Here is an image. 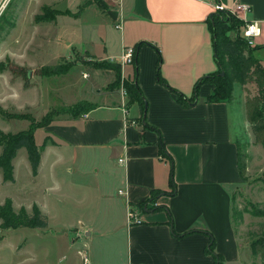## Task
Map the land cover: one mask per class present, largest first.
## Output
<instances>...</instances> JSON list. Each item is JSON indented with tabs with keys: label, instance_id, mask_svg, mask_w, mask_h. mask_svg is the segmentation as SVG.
<instances>
[{
	"label": "crops",
	"instance_id": "crops-1",
	"mask_svg": "<svg viewBox=\"0 0 264 264\" xmlns=\"http://www.w3.org/2000/svg\"><path fill=\"white\" fill-rule=\"evenodd\" d=\"M239 3L250 6L249 20L262 23L255 57L264 68V0H125L116 48L76 50L113 64L125 48H136L134 65L119 67L128 82L135 81L147 106L143 114L140 100L123 97L118 89L101 90L105 75L114 73L111 68L107 74L90 69V74L83 73L93 77L87 89L75 77L61 92L85 93L87 98L71 106L85 101L94 108L79 116L60 114L42 129L46 139L39 147L41 162L33 181L41 187L50 176V199L59 208L69 204L75 212L86 211L74 221L71 244L74 249L86 242L87 250L78 252L83 264L85 259L86 264H215L209 251L213 239L221 264H251V242L247 244L233 217L236 192L254 180L253 166L262 169L250 156L248 180L241 178L239 141L247 136L250 151L260 145L247 118L246 98L238 105L207 102L213 84L202 85L195 95L196 83L218 70L208 18L216 5L233 9ZM90 8L116 22L109 16L112 10L94 3ZM60 12L58 26L65 16ZM158 68L166 85L158 81ZM174 91L188 102H181ZM54 109L58 107L46 113ZM154 193L160 196L150 202ZM48 200L28 205L40 209L49 227L43 212ZM132 209L141 224L129 223ZM30 243L26 239L20 250ZM31 259L26 264H34Z\"/></svg>",
	"mask_w": 264,
	"mask_h": 264
},
{
	"label": "rangeland",
	"instance_id": "rangeland-1",
	"mask_svg": "<svg viewBox=\"0 0 264 264\" xmlns=\"http://www.w3.org/2000/svg\"><path fill=\"white\" fill-rule=\"evenodd\" d=\"M97 1L9 0L0 18V107L8 115H24L39 122L49 113H46V109L57 106V111L65 115L66 110L72 107L71 102L88 97L82 92L74 96L68 88L62 92L61 89L68 87L69 80L75 77L80 86L87 89L88 82L92 81L93 77L91 75L90 79L83 78V73L90 74V69L100 65L107 68L109 64L76 50L96 51L104 46L116 48L122 32L116 28L115 21L103 18L97 8L86 9L92 3L97 6L103 4ZM44 6L63 12L69 10L74 15L64 14L65 16L60 18L59 26L56 22L38 24L35 22V16L42 13ZM231 37H235L234 33H231ZM67 42L72 43L74 47L66 45ZM83 64H88L89 67ZM57 66H63L64 70L71 66V70L65 74L53 75L51 69ZM105 68L101 70L103 72L109 70ZM110 68L114 73L106 76L107 72H104L105 84L100 88L105 93L117 89L121 92L122 81L118 84V70L114 65ZM125 82H128L126 78ZM39 91L41 96L37 100ZM258 93V86L255 83L251 82L246 86L237 84L231 101L238 105L240 99L246 98L248 94L254 97ZM6 101L10 102L6 105ZM28 105L33 107L30 108ZM30 125L31 121L27 119H6L0 116V130L7 134L27 130ZM45 139L44 130H36L35 140L39 147L43 146ZM239 144L243 148L242 151L248 155V159L251 156L258 166H262V169H256L257 165L253 166L254 180L247 188L244 185L236 192L234 198L233 217L249 245L260 234L261 224L264 223L263 217H256L250 213L253 210H264V147L257 145L250 151L247 136H244ZM1 153L0 148V155ZM13 166L15 182H5L3 172L0 170V206L10 200L16 212L26 210L31 213L32 205L28 204L33 200L49 199L43 207V212L49 219V227L11 230L3 228L0 221V264H26L28 258H32L29 262L34 264H83L78 252L87 250L86 242L84 240L79 242L74 249L71 244L74 221L78 213L84 216L86 211L75 212L69 204L59 208L50 199L52 192L48 187H53L50 176L44 178L41 187L36 186L25 148L18 152ZM43 169L48 171L46 164ZM26 239L31 243L20 250ZM248 249L250 252L251 247ZM251 264H264V259L253 256Z\"/></svg>",
	"mask_w": 264,
	"mask_h": 264
},
{
	"label": "trees",
	"instance_id": "trees-1",
	"mask_svg": "<svg viewBox=\"0 0 264 264\" xmlns=\"http://www.w3.org/2000/svg\"><path fill=\"white\" fill-rule=\"evenodd\" d=\"M102 8L106 9L107 7L105 4H102ZM69 13L70 12H65V14ZM60 14L62 13L59 10H54L49 6H44L42 7V13L35 16V22L38 24L53 23L56 22L57 16ZM208 24L212 33L214 58L218 70L209 76L203 77L196 83L195 95H198L199 89L202 85L213 84L215 89L208 97L207 102H228L232 100L235 86L237 84L246 86L248 83H255L258 86L259 93L254 97L249 94L246 96L247 118L249 123L252 125V129L256 136V143L264 147V68H262L260 62L255 57V51L260 47L257 46L255 48H251L248 46L247 41L241 35L245 23L229 11H216L208 18ZM231 33H234V38L231 37ZM142 44L143 43L139 44L138 47ZM160 63L161 59L159 61V67ZM114 64L115 63H110L106 66L107 68H105L104 65L96 66L95 69H108ZM114 66L118 70L117 77H119V84V82L122 81L119 67L120 65L115 64ZM70 69L71 66L67 67L65 70L63 69V66H57L52 68L51 71L53 75H61L69 72ZM157 77L160 83L166 85V82L160 76L159 68ZM124 88L130 98L137 99L142 102V113L144 114L147 107L146 102L143 99L140 89L135 81L125 82ZM177 94L179 95L181 102H188L182 94ZM93 108V104L83 101L68 108L66 111L73 116H79L91 111ZM60 114L61 112L53 110L50 111L41 121L36 122L32 117H26L24 115H8L5 110L0 107L1 117L6 119H27L31 121V125L27 130H23L18 133L7 134L0 130V148L2 149V153L0 155V170L3 172V179L5 182L15 181L13 161L16 158L18 151L22 148H25L28 153L33 176L38 175L41 162V149L36 144V130L48 127L52 124L55 117ZM242 149L243 148L238 143L240 175L243 180H246L248 155L244 153ZM163 152H165L164 148ZM173 173L174 168L171 166V176H173ZM171 182L174 187L173 179ZM159 196L160 194L154 193L150 202L157 201ZM147 206V203L143 204V208L147 209ZM154 208H157V206ZM250 213L256 217H264V210H253L250 211ZM0 221L3 228L11 230H17L24 227L32 229L48 228L47 218L42 214L36 205L33 207L31 213H28L26 210L16 212L10 200L0 206ZM194 232L195 231H191L187 234ZM250 247L253 256L264 259V223L261 224L260 234L257 235L251 242ZM214 248L215 241L213 239L211 241L209 251L216 257L215 264H221L222 258L220 255L215 254Z\"/></svg>",
	"mask_w": 264,
	"mask_h": 264
},
{
	"label": "built area",
	"instance_id": "built-area-1",
	"mask_svg": "<svg viewBox=\"0 0 264 264\" xmlns=\"http://www.w3.org/2000/svg\"><path fill=\"white\" fill-rule=\"evenodd\" d=\"M107 6L109 10L118 12V18L116 20V28L118 30L123 29V8L125 0H98ZM9 0H0V18L3 15ZM216 11H229L238 19L242 20L245 24L242 29V37L247 41L248 46L251 48L257 47V41L262 36V23L258 20H249L248 14L251 8L247 4L239 3L233 9H224L221 5H216ZM136 59V48L128 47L123 50L122 55L119 59L115 60V64L125 68L126 66H133ZM85 78L88 75H84ZM125 78L122 79L121 94L123 97L127 96V92L124 88ZM122 193V191H120ZM128 220L130 224H141L143 222L140 214L133 209L128 213ZM87 263L85 259V264Z\"/></svg>",
	"mask_w": 264,
	"mask_h": 264
},
{
	"label": "water",
	"instance_id": "water-1",
	"mask_svg": "<svg viewBox=\"0 0 264 264\" xmlns=\"http://www.w3.org/2000/svg\"><path fill=\"white\" fill-rule=\"evenodd\" d=\"M109 16L113 19V20H117L118 18V12L113 11V12H109ZM224 75V74H223Z\"/></svg>",
	"mask_w": 264,
	"mask_h": 264
}]
</instances>
